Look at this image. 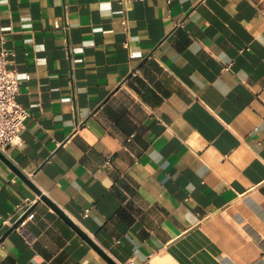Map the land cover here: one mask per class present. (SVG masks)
Returning <instances> with one entry per match:
<instances>
[{
  "label": "crops",
  "instance_id": "1",
  "mask_svg": "<svg viewBox=\"0 0 264 264\" xmlns=\"http://www.w3.org/2000/svg\"><path fill=\"white\" fill-rule=\"evenodd\" d=\"M4 50L9 159L117 264H264V0H0ZM0 264L111 263L0 158Z\"/></svg>",
  "mask_w": 264,
  "mask_h": 264
},
{
  "label": "built area",
  "instance_id": "2",
  "mask_svg": "<svg viewBox=\"0 0 264 264\" xmlns=\"http://www.w3.org/2000/svg\"><path fill=\"white\" fill-rule=\"evenodd\" d=\"M13 52H0V151L7 157L14 147L24 143L23 134L27 127L30 111L19 101L22 80L18 71L10 67ZM26 199L23 204H32Z\"/></svg>",
  "mask_w": 264,
  "mask_h": 264
},
{
  "label": "water",
  "instance_id": "3",
  "mask_svg": "<svg viewBox=\"0 0 264 264\" xmlns=\"http://www.w3.org/2000/svg\"><path fill=\"white\" fill-rule=\"evenodd\" d=\"M0 158L4 160L6 163H8L25 181H27L39 194L42 195L43 199L51 203L79 232H81L86 239H88L97 250H99L100 253L111 263V264H117L113 259H111L79 226H77L57 205L53 204L51 200L43 195L42 191H40L36 185L33 183V181L19 168L17 167L10 159L7 157L2 151H0ZM35 207H32L10 230L13 231L16 228L19 227V225L23 222V220L30 214V212L34 209ZM3 241V240H2ZM1 241V242H2Z\"/></svg>",
  "mask_w": 264,
  "mask_h": 264
}]
</instances>
